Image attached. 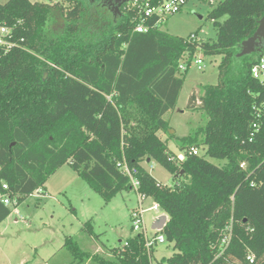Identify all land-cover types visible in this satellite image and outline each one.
Returning a JSON list of instances; mask_svg holds the SVG:
<instances>
[{
	"label": "trees",
	"instance_id": "1",
	"mask_svg": "<svg viewBox=\"0 0 264 264\" xmlns=\"http://www.w3.org/2000/svg\"><path fill=\"white\" fill-rule=\"evenodd\" d=\"M263 15L264 0L220 1L207 15L214 41L198 42L157 28L134 33L133 10L123 5L113 17L100 0L0 5V24L12 28L18 44L0 58V190L5 184L19 205L68 164L108 203L132 191L117 166L124 162L137 171L138 192L167 215L155 234L173 254L153 261V249L148 255L136 235L109 250L110 257L92 256L97 264H250L247 256L264 264V88L249 75L264 48L240 56ZM197 49L221 60L217 83L188 99L187 108L200 109L207 121L182 139L189 146L179 162L158 132L172 136L163 117L183 86L184 75L176 77L179 62L188 53V63ZM200 134L203 154L189 155ZM147 160L176 184L156 181L141 165ZM10 214L0 204V224ZM82 230L97 240L89 221ZM64 247L73 264L90 258L73 238Z\"/></svg>",
	"mask_w": 264,
	"mask_h": 264
},
{
	"label": "rangeland",
	"instance_id": "2",
	"mask_svg": "<svg viewBox=\"0 0 264 264\" xmlns=\"http://www.w3.org/2000/svg\"><path fill=\"white\" fill-rule=\"evenodd\" d=\"M7 1L0 0V5ZM220 1L223 0H187L179 13L164 16L157 29L176 37L186 38L195 34L198 42L214 41L215 29L207 15ZM62 3L66 8L69 6L66 2ZM108 12L113 15L112 9H108ZM197 59L202 62L199 66L196 65ZM220 60L219 56H207L197 49L188 63L184 60L180 62L186 71H179L176 77L184 75L183 86L174 109L163 117L172 136L158 132L159 138L166 142L168 150L175 157L184 155L185 148L189 146L182 139L193 136L206 124L207 118L200 109L187 108L188 99L193 93L199 98L203 95L205 86L217 83V66ZM202 142L203 136L200 134L196 143L191 146L199 156L204 152ZM208 161L216 166L224 165V162L213 159ZM141 165L159 183L168 187L176 184L173 176L154 162ZM44 186L45 189L22 201L16 212L11 208L12 213L0 224V264H73L70 250L64 247L67 238H73L81 251L88 252L90 258L82 264H97L91 259L92 256L110 257L109 250L122 247L127 239L135 236L129 218L130 212L137 206L134 191H123L105 203L68 164H64ZM153 203L147 197L144 208ZM163 215L165 214L160 209L144 214L149 238L157 236L151 228ZM87 221L97 236L95 241L82 230ZM172 254L170 244L156 245L152 259L160 261Z\"/></svg>",
	"mask_w": 264,
	"mask_h": 264
},
{
	"label": "built area",
	"instance_id": "3",
	"mask_svg": "<svg viewBox=\"0 0 264 264\" xmlns=\"http://www.w3.org/2000/svg\"><path fill=\"white\" fill-rule=\"evenodd\" d=\"M53 1L55 2V0H48L47 3H52ZM185 4H186V0H165L157 5H151L147 0H137V1L129 2L125 5L128 9H131L135 12L134 21H136L137 24L134 26L133 32L145 33L149 29L157 28L158 24L160 23V21L163 19L164 16L174 15L179 13ZM152 18H155V22L151 26L147 25L146 23ZM190 38L192 40H196L194 34L190 35ZM17 47L18 44L13 40L12 28L0 24V58L8 54L10 50ZM188 56H189L188 53H184V59L182 60L187 62L186 57ZM180 62L178 66L179 71L182 72L186 71V68L182 66ZM201 64H202L201 60L197 59L196 65L199 66ZM249 75L252 79L257 81L264 88V57L263 56L257 58V60L252 64V66L250 67ZM263 108H264V104H263ZM253 127H255V125ZM187 153L189 155H198L197 152L195 151V148L193 147H191ZM184 159H185V153L184 155H178L176 157V160H178L179 162L183 161ZM117 166L120 169V171L125 176H127L132 191L136 193L137 206L129 214V218L131 222V230L134 232L135 236L136 235L142 236L144 242V248L147 251V254L149 255L150 251L156 245L165 244V239L163 235H157L152 238H149L144 223V214L152 211L157 212L159 210V207L156 203H153L150 207L144 208V202L146 201L147 197L138 192L139 182L135 178L137 171L135 169H129L124 162H119ZM240 168L244 169L245 168L244 164H241ZM150 169H152V167H150ZM0 204L10 209L13 208L14 212H16V208L18 206L17 197L10 196L8 192V188L5 184L1 185ZM154 232L156 233V231ZM230 236H231V228L229 226L228 228H226V231L224 232L219 243V246L222 251L228 246ZM123 246H127V241L124 243ZM246 259L250 264L253 263L252 256H247Z\"/></svg>",
	"mask_w": 264,
	"mask_h": 264
},
{
	"label": "water",
	"instance_id": "4",
	"mask_svg": "<svg viewBox=\"0 0 264 264\" xmlns=\"http://www.w3.org/2000/svg\"><path fill=\"white\" fill-rule=\"evenodd\" d=\"M91 2L95 0H90ZM99 1V0H97ZM137 0H108L109 6L108 9H112L113 15L116 16V14L120 15V8L129 3ZM241 55L244 54H251L255 50H258L260 48H264V15L260 18V20L257 23V28L252 37H250L248 40L244 41L241 45ZM149 162V160H147ZM167 221V217L165 215L159 217L154 224L152 225L153 231H162Z\"/></svg>",
	"mask_w": 264,
	"mask_h": 264
},
{
	"label": "flooded vegetation",
	"instance_id": "5",
	"mask_svg": "<svg viewBox=\"0 0 264 264\" xmlns=\"http://www.w3.org/2000/svg\"><path fill=\"white\" fill-rule=\"evenodd\" d=\"M100 1L106 2L107 3V6H109L108 0H100ZM93 2H99V1L95 0Z\"/></svg>",
	"mask_w": 264,
	"mask_h": 264
},
{
	"label": "crops",
	"instance_id": "6",
	"mask_svg": "<svg viewBox=\"0 0 264 264\" xmlns=\"http://www.w3.org/2000/svg\"><path fill=\"white\" fill-rule=\"evenodd\" d=\"M183 38H184V37H183ZM186 38H187V37H186ZM190 96H191V95H190ZM190 96H189V97H190ZM195 98H196V100L198 99L197 97H195ZM145 163L148 164L149 162L146 161ZM144 168L147 170L146 167H144ZM45 184H46V183H45ZM44 189H45V186H44ZM153 224H154V223H153Z\"/></svg>",
	"mask_w": 264,
	"mask_h": 264
}]
</instances>
